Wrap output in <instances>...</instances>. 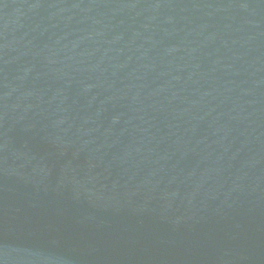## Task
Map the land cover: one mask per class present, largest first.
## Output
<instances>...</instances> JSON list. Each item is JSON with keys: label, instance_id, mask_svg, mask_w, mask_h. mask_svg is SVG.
<instances>
[{"label": "water", "instance_id": "water-1", "mask_svg": "<svg viewBox=\"0 0 264 264\" xmlns=\"http://www.w3.org/2000/svg\"><path fill=\"white\" fill-rule=\"evenodd\" d=\"M0 264H264V0H0Z\"/></svg>", "mask_w": 264, "mask_h": 264}]
</instances>
